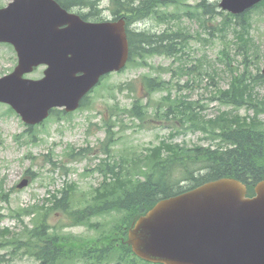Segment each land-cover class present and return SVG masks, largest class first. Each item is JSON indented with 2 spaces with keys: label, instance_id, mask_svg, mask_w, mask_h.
Instances as JSON below:
<instances>
[{
  "label": "trees",
  "instance_id": "obj_1",
  "mask_svg": "<svg viewBox=\"0 0 264 264\" xmlns=\"http://www.w3.org/2000/svg\"><path fill=\"white\" fill-rule=\"evenodd\" d=\"M186 2L187 0L112 1L115 12L124 16L128 22L131 65L149 67L147 59L164 56L180 62V66L176 70H161L172 72L174 77L186 76L187 87H190L191 81L201 83L203 74L212 79L214 88L210 100L220 106L218 114L212 119L203 115L206 106L201 105L199 100L173 97L170 88L172 83L161 76L144 77L143 81L149 96L159 91L168 93L156 104L154 115L158 120L168 124L178 123L185 133L201 132L204 140L210 143L191 148L187 144L174 143L176 133H173L145 152H135L131 161L117 159L113 153V146L118 141L115 125H121L122 129L127 127L123 116L138 120L142 125L150 104H144L142 98H136L130 109L122 110L116 105L112 113L116 121L104 123L107 138L100 143L99 148L106 159L91 170L102 175L103 182L88 193H81V198L77 195L80 192L79 184L67 183L59 192L61 197L54 196L51 206L11 210L12 215L21 219L32 214H36L37 218L33 220V228L21 220L24 228L19 233H13L9 229L0 231V245L13 248V254L23 249L40 264H137V260L132 259L131 249L125 244L127 229L138 216L150 210L161 199L229 177L246 183L249 193H254L255 185L264 179V121L261 119L264 115V95L257 92L258 86L264 84V76L260 74V70L254 75L247 66L251 57L249 52L252 48L259 49L251 33L252 12L245 18L226 15L220 26L212 28V31L221 32L223 39L227 29L232 31L241 42L240 49H244L245 69L242 73L232 67L234 62L228 48L221 51L231 77L227 89L218 86L219 74L215 69L214 76L210 75V70L213 69L211 67L204 73L203 60H196L191 66H186L184 55L189 48L188 39L191 36L185 27L177 24V29L174 30L169 25L160 34L130 28L134 22L151 18L159 23H171L175 20L180 22L179 13L167 11L170 7H175L178 12L201 23L206 21L203 20L204 16L209 14L213 18L219 14L215 10L216 4H208L207 0L199 3L194 10L183 12L182 9L187 7ZM255 11L264 12V2ZM232 20L236 22L233 24ZM210 35L214 36L213 32ZM174 86L181 89L180 82ZM243 109L247 112L244 115L241 114ZM117 111L121 115L115 114ZM93 151L90 148L77 150L70 146L66 155L68 159L79 161L89 157ZM183 183L187 187L183 188ZM56 212L66 216L69 220L68 227H89L95 230V236L86 239L72 233H63L60 228L50 231L47 217Z\"/></svg>",
  "mask_w": 264,
  "mask_h": 264
},
{
  "label": "water",
  "instance_id": "obj_2",
  "mask_svg": "<svg viewBox=\"0 0 264 264\" xmlns=\"http://www.w3.org/2000/svg\"><path fill=\"white\" fill-rule=\"evenodd\" d=\"M264 0H223L240 15ZM0 42L18 54L15 71L0 79V103L28 125L53 108L76 110L101 77L125 68V22L90 24L53 0H15L0 10ZM48 66L40 81L24 79ZM264 74V70H263ZM28 186L24 180L19 189ZM248 197L247 186L225 178L160 202L129 232L134 253L162 264H264V181Z\"/></svg>",
  "mask_w": 264,
  "mask_h": 264
},
{
  "label": "rangeland",
  "instance_id": "obj_3",
  "mask_svg": "<svg viewBox=\"0 0 264 264\" xmlns=\"http://www.w3.org/2000/svg\"><path fill=\"white\" fill-rule=\"evenodd\" d=\"M12 0H0V7L6 6ZM202 0H188V4L196 6ZM222 0H207L208 4H217L215 8L220 14L213 18L210 15L203 17L204 23L196 19H190L182 16V24L188 29L191 36L189 40V48L184 55L186 66H191L196 60L204 61L205 70H210V75L214 76V69L218 72V86L227 89L230 84V72L226 68V60L221 55V51L225 47L228 48L232 58V67L244 72V50L239 49V42L235 38L232 31L225 32V39L221 32L212 31V28L220 26L227 12H223L219 8ZM108 1L100 4V8L104 10L105 17L110 16ZM81 9L74 8L73 12H79ZM87 12V10H84ZM174 13V7L169 9ZM224 13V14H221ZM253 30L252 35L255 38L260 49L256 51L252 49L251 57L248 61V69L253 74L260 73L264 66V13L253 12L252 16ZM171 24L176 28L178 22L175 20L171 23L160 24L155 20H148L136 26L140 30H148L156 33H162L167 26ZM207 28V29H206ZM213 32L214 36L210 35ZM207 40L210 42H206ZM228 45V46H227ZM259 55L257 58L255 53ZM149 67H139L132 65L123 73L112 74L106 80L104 85L91 95L90 104L87 108H83L75 112L72 116L58 120L57 115L54 116L47 124L28 131L21 118L17 114L8 112L9 106L0 105V194L3 192L8 195L6 199L0 196V230L10 228L15 232H21L23 225L20 221L11 217V209L29 208L34 206H43L48 204L47 200L54 199L67 183L77 182L84 193L89 192L91 186H97L101 178L87 169H92L99 163L98 154L100 141L105 140L106 133L100 127L103 126L104 120H109L111 107L118 104L120 108H132L136 98H145L144 103L152 101L154 104L160 101L166 92L155 93L151 98H147L146 90L143 84L144 77L161 76L167 81H172L175 85L180 82L181 87L178 91L174 85L172 90L178 91L179 96L186 97L189 101H200L201 105L206 106L203 115L206 118H213L218 114V104L210 100L211 91L214 88L212 79L206 75H202L201 83L190 82V87H186L188 78L186 76L177 75L173 77L172 72H164L163 69L176 70L180 66V62L174 61L164 56L152 57L147 60ZM17 64L15 53L6 46H0V77L10 74ZM41 77V71L32 74L29 78ZM260 95H264V85L257 88ZM152 110V109H151ZM115 113H120L117 111ZM245 114V110L241 111ZM152 114V113H150ZM125 123L128 125L124 130H120V126L116 127L120 140L117 143L116 150L119 154L127 155L129 151H143L151 146L158 145L161 140L169 138L176 128L165 124L159 125L154 123L153 116L150 115L148 122L143 128L137 127L138 122L133 123L128 117H124ZM31 133V134H30ZM36 135V140L31 142L30 135ZM203 140L200 132L180 133L175 137V143H186L190 146L199 144ZM208 144V142H203ZM69 146L75 148L89 147L94 149L89 158L79 161L68 159L66 152ZM50 157L56 164L53 166L46 161ZM103 158V156H101ZM65 166L68 170L66 173L62 168ZM30 172L34 174L32 184L23 190H14L15 186L21 182L25 174ZM48 222L51 226H64L68 223L65 216L61 213L54 214L49 217ZM26 223L32 225L30 217L26 218ZM64 232H73L77 235L90 236L93 232L87 228H65ZM0 256L4 257L1 264H37L30 258L24 250H19L11 255L9 249L0 248Z\"/></svg>",
  "mask_w": 264,
  "mask_h": 264
}]
</instances>
